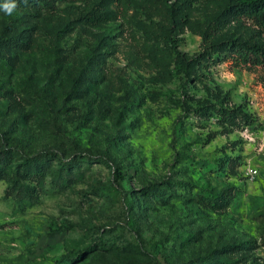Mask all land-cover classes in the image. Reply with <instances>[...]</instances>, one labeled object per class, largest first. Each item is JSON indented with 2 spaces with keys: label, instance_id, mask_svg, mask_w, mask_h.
<instances>
[{
  "label": "rangeland",
  "instance_id": "374dc122",
  "mask_svg": "<svg viewBox=\"0 0 264 264\" xmlns=\"http://www.w3.org/2000/svg\"><path fill=\"white\" fill-rule=\"evenodd\" d=\"M232 1L0 4V264H155L127 208L167 264H264V67L234 52L264 30Z\"/></svg>",
  "mask_w": 264,
  "mask_h": 264
},
{
  "label": "trees",
  "instance_id": "16d2710c",
  "mask_svg": "<svg viewBox=\"0 0 264 264\" xmlns=\"http://www.w3.org/2000/svg\"><path fill=\"white\" fill-rule=\"evenodd\" d=\"M4 0H0L3 4ZM237 18L249 19L259 28L264 30V0H234L228 6ZM10 47L16 49L19 45L17 41H11ZM235 55L240 59L241 63L250 66L264 67V46L246 45L240 46L234 50ZM233 175L229 176L232 177ZM123 200L127 203V196L124 194ZM127 225L133 233L136 243L139 247H149V253L155 264H167L164 256L160 253L156 244H150L141 237L138 229L130 223V210L127 208Z\"/></svg>",
  "mask_w": 264,
  "mask_h": 264
},
{
  "label": "built area",
  "instance_id": "2783aa9c",
  "mask_svg": "<svg viewBox=\"0 0 264 264\" xmlns=\"http://www.w3.org/2000/svg\"><path fill=\"white\" fill-rule=\"evenodd\" d=\"M262 144L264 146V139L262 140ZM241 171L243 176L249 178L250 180L256 179V177L259 175L258 168L250 164L244 165Z\"/></svg>",
  "mask_w": 264,
  "mask_h": 264
},
{
  "label": "clouds",
  "instance_id": "9594fccd",
  "mask_svg": "<svg viewBox=\"0 0 264 264\" xmlns=\"http://www.w3.org/2000/svg\"><path fill=\"white\" fill-rule=\"evenodd\" d=\"M17 5L14 2H6L3 4L2 8L3 11L7 14V15H11L14 10L16 9Z\"/></svg>",
  "mask_w": 264,
  "mask_h": 264
}]
</instances>
